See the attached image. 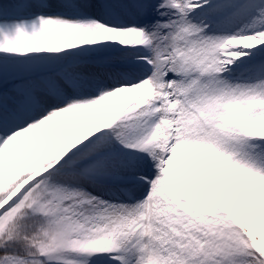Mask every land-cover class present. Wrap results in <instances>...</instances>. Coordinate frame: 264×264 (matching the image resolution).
I'll return each instance as SVG.
<instances>
[{"label": "snow or ice", "instance_id": "snow-or-ice-1", "mask_svg": "<svg viewBox=\"0 0 264 264\" xmlns=\"http://www.w3.org/2000/svg\"><path fill=\"white\" fill-rule=\"evenodd\" d=\"M0 264H264V0H0Z\"/></svg>", "mask_w": 264, "mask_h": 264}]
</instances>
